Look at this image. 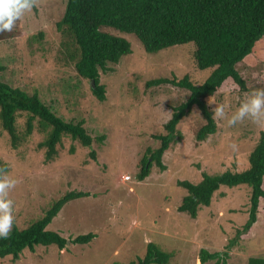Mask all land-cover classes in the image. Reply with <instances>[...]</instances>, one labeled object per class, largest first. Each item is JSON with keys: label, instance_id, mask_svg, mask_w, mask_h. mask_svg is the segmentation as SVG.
<instances>
[{"label": "rangeland", "instance_id": "374dc122", "mask_svg": "<svg viewBox=\"0 0 264 264\" xmlns=\"http://www.w3.org/2000/svg\"><path fill=\"white\" fill-rule=\"evenodd\" d=\"M65 2L38 0L13 31L0 33V78L27 92L35 90L64 119L83 118L96 157L89 156L88 145L62 135L56 144L57 153L45 160L44 146L37 145L45 130L33 121L31 132L20 136L14 146L0 126V162L18 181L9 193L16 227L26 226L54 198L75 188L89 194L67 200L45 227L66 237L86 231L95 235L88 242H67L64 248L52 243L37 244L33 250L23 248L14 260L0 257V264H126L144 253L148 240L173 251L166 263L148 264H215L214 258L199 262L201 247L210 251L227 249L226 264H247L250 255L264 256L263 199L247 235L226 246L247 216L248 185L221 184L209 204L199 206L194 217L176 209L185 193L176 180L196 182L201 171L246 167V154L264 125L245 120L228 127L225 121L215 120V131L196 140L193 130L202 118L192 108L194 113L178 122L181 138L161 154L165 167L152 164L149 172L137 179L144 148L158 143L152 133L165 132L162 123L170 107L187 93L168 82L147 86L146 79L188 73L194 81H202L210 68L195 66L192 41L146 51L134 33L102 24V28L125 37L130 52L121 55L112 68L100 71L105 98L99 100L91 93L89 80L76 74L72 59L64 52L56 22ZM263 55L264 38L253 55L238 66L249 89L264 78ZM252 91L238 95L225 90L226 99L215 93L209 102L223 104L231 113ZM24 117L23 112L16 117L18 133L23 131ZM100 134L103 136L98 139ZM232 143L236 150L229 147Z\"/></svg>", "mask_w": 264, "mask_h": 264}, {"label": "trees", "instance_id": "16d2710c", "mask_svg": "<svg viewBox=\"0 0 264 264\" xmlns=\"http://www.w3.org/2000/svg\"><path fill=\"white\" fill-rule=\"evenodd\" d=\"M102 24L134 33L146 51L192 41L195 66L210 68L202 81H194L188 73L179 77L173 74L146 79L147 86L168 82L185 89L187 93L170 107V114L162 123L165 132L152 133L158 143L144 148L136 172L137 179H142L152 164L160 169L165 167L161 154L171 142L181 138L178 122L192 108L202 118V122H198L194 128L193 135L196 140H202L216 129L209 102L215 93H220L226 99L225 90L240 95L264 86L263 78L249 89L250 84L241 74L243 70L238 68L239 64H243L241 62L253 55L257 44L264 38V0H66L63 14L56 22L63 37L61 43L65 54L72 59L76 74L89 80L90 91L99 100L105 98L104 82L99 79L100 71L112 68L111 64L117 63L121 55L130 52L129 41L114 31L102 28ZM2 67L0 65V69ZM21 112L25 116L24 128L18 133L15 120ZM33 121L45 130L43 138L37 143L44 146L45 160L57 153L56 144L62 135L88 145L89 156L95 159V151L91 147L92 136L86 131L83 118L75 121L64 119L41 100L35 90L27 92L0 78V126L9 135L13 146L20 136L31 132ZM102 136L100 134L97 138L101 139ZM246 155L247 166L241 169H224L215 173L201 171L200 179L196 182L176 180L178 185L185 188L176 209L191 217L196 215L199 206L209 204L212 193L221 184L233 186L242 183L249 186L247 216L236 228L235 235L229 238L227 247L247 235L256 219V211L262 205L260 200H264V128L258 130L256 140ZM0 168H5V164L0 162ZM87 194L88 190L68 189L54 198L26 226L18 228L13 224L9 238L0 239V257L8 256L14 260L23 248L33 250L37 244L52 243L57 248H64L67 242H88L95 235L92 231L66 237L45 227L63 203ZM145 245L144 253L126 264L166 263L173 253L172 250L161 249L151 240L146 241ZM227 255V249L210 251L201 247L199 262L214 258L215 264H226ZM247 264H264V256L250 255Z\"/></svg>", "mask_w": 264, "mask_h": 264}, {"label": "clouds", "instance_id": "9594fccd", "mask_svg": "<svg viewBox=\"0 0 264 264\" xmlns=\"http://www.w3.org/2000/svg\"><path fill=\"white\" fill-rule=\"evenodd\" d=\"M38 4V0H0V33L11 32L17 21ZM210 107L211 117L225 121L228 127H235L245 120L256 125H264V86L255 87L239 106L229 113L223 104ZM236 150V144L229 145ZM18 181L8 175L5 168H0V239H8L14 224V201L9 193L17 186Z\"/></svg>", "mask_w": 264, "mask_h": 264}, {"label": "built area", "instance_id": "2783aa9c", "mask_svg": "<svg viewBox=\"0 0 264 264\" xmlns=\"http://www.w3.org/2000/svg\"><path fill=\"white\" fill-rule=\"evenodd\" d=\"M123 177H124V178H128V175H124Z\"/></svg>", "mask_w": 264, "mask_h": 264}]
</instances>
